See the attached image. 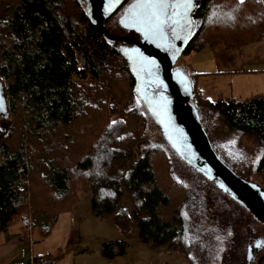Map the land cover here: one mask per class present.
<instances>
[{"label": "trees", "instance_id": "16d2710c", "mask_svg": "<svg viewBox=\"0 0 264 264\" xmlns=\"http://www.w3.org/2000/svg\"><path fill=\"white\" fill-rule=\"evenodd\" d=\"M194 20L185 54L217 39L234 49L264 34V0H199ZM106 38L90 20L86 0H0V86L7 107L0 115V231L39 227L47 237L87 191L94 216H112L127 236L160 251L182 252L198 264L189 255L188 230L202 198L193 215L187 207L191 192L193 199L199 190L172 169L177 163L169 154H178L157 122L167 149L149 139L141 120L143 108L149 110L136 92L135 76ZM112 59L122 62L119 70ZM196 74L191 79L198 109L206 105L217 112L225 132L256 139L261 145L257 171L264 170V94L209 101L197 90ZM91 97L96 105H90ZM96 114L100 121L93 123ZM131 118H137L135 131L129 130ZM139 144L144 145L140 154ZM64 155L70 157L61 161ZM174 203L168 219L161 212ZM202 230L205 223L194 241L220 264L199 242ZM127 242H104L102 254L109 260L123 254ZM48 255H34L32 264L53 263Z\"/></svg>", "mask_w": 264, "mask_h": 264}, {"label": "rangeland", "instance_id": "374dc122", "mask_svg": "<svg viewBox=\"0 0 264 264\" xmlns=\"http://www.w3.org/2000/svg\"><path fill=\"white\" fill-rule=\"evenodd\" d=\"M204 36V33H202L198 42H201ZM260 37H262V34ZM204 48L197 51L194 49L188 54H184L179 60V65H183L186 70L185 72L193 80L195 77L188 66L190 62H196L206 69L213 67L211 62L213 59L212 53L210 50H205ZM227 50L232 51L233 49ZM198 58H201V60ZM112 63L119 70L122 62H117L115 59H112ZM260 68L262 67L258 69ZM119 73L121 72L119 71ZM196 76L195 84L197 85V90L200 95L209 101H216L220 97L248 98L259 93L264 94V71H259L249 76L243 73L218 74L197 72ZM0 84H2L1 81ZM1 91L2 93L0 95L4 99V111L0 112V115L7 112L2 85ZM89 103L90 105H96L97 100L91 97ZM143 113L145 119L141 118V120L148 128L149 139L166 148V141L162 138L160 127L153 117L149 115L150 113L145 111V108H143ZM199 114L202 122L205 124L210 139L223 158L220 157L225 162L230 163V166L240 176L253 180L264 188V170L257 171V162L261 154V145L257 140L252 136L238 131L225 132L219 114L207 109L206 105H201ZM121 116L123 117L125 115L122 114ZM97 117H100V115L96 114L93 117V123L100 121V119H96ZM136 120L137 118H131L129 120V130H136ZM143 147L144 145L142 146V144L138 145L136 149L138 154H140ZM32 151L36 154L39 153L35 146L32 147ZM169 156L170 160L172 159L177 163V167H172V169L180 174L181 177L185 176L187 179H190L191 184L199 190L193 199L191 198L192 192L190 194L187 207L189 216L193 215L192 207L193 205H197V198L201 197L203 200L196 208L198 218L192 219L190 231L188 230L189 237L192 238L190 241L189 255L198 264H206L207 260L210 261L208 264H214L212 258L200 249L199 243L194 241L197 232L202 227V224L205 223V230L201 231L199 242L201 241L209 251L216 255V260L219 259L220 264H247V244L259 236H264V224L257 221L252 213L238 204L228 194L222 192L217 187L215 181L205 179L191 165L180 159L178 155L173 154L172 156L170 153ZM69 157V155H64L61 157V161H66ZM201 182L202 184H200ZM175 207L176 203L166 206L161 213L169 219L172 216L171 210ZM58 220L60 226L50 236L44 237L42 233L41 236L38 235L40 231L39 227L34 229L32 235L33 240H40L32 246L33 251L35 253L51 252V255L47 256L49 257L47 260L54 264H75V260L77 264H103L99 262L98 258V242L100 244L102 243L100 240L128 241V247L125 253L116 254L110 260L106 258L104 264H191L186 254L182 252L172 250L160 251L150 247L148 244L142 243V240L138 236L135 239L127 236L113 222L112 216L103 218L94 216L91 213V193L87 191L80 192L78 204L72 210L62 213ZM19 226L22 225H16L14 228H18ZM88 226L91 227V230L88 232V235L84 236L83 229L81 228H87ZM133 227L137 231V227ZM1 233L0 231V242L3 240ZM59 248H61V251L58 250ZM118 249L116 247L114 251ZM226 253L228 254L225 255ZM82 258H85V261Z\"/></svg>", "mask_w": 264, "mask_h": 264}, {"label": "water", "instance_id": "95a60500", "mask_svg": "<svg viewBox=\"0 0 264 264\" xmlns=\"http://www.w3.org/2000/svg\"><path fill=\"white\" fill-rule=\"evenodd\" d=\"M86 1L89 12L93 9L97 10V5L101 3V0ZM167 2L169 3V0ZM97 12L99 14V10ZM99 28L112 40H133L122 36H112L103 21H100ZM139 32L145 34L146 38V32ZM164 37L162 32L153 36V41L160 40L159 44L155 42L152 44L144 38L142 42L137 41L140 45L138 50L122 51L135 76V89L139 98L160 125L165 139L177 154L207 179L215 181L222 192L228 194L252 213L258 221L264 223V188L257 182L240 176L215 150L194 102L195 92L190 76L184 70L174 68L178 56L166 61ZM140 61L145 63L144 67L148 75L146 81L162 88L163 93L160 96L154 97L144 86L143 77L138 71ZM168 94L169 98L163 97ZM2 97L0 95V100L4 102ZM250 257L248 254V259Z\"/></svg>", "mask_w": 264, "mask_h": 264}, {"label": "flooded vegetation", "instance_id": "af4514ba", "mask_svg": "<svg viewBox=\"0 0 264 264\" xmlns=\"http://www.w3.org/2000/svg\"><path fill=\"white\" fill-rule=\"evenodd\" d=\"M87 2V1H86ZM137 0H101V3L97 5V10L88 11L90 20L92 23L99 27L100 21H103L104 26L107 31L112 36H122L133 39L132 41H123V40H112L107 37L106 39L110 40L122 53L123 50H133L139 49L140 45L137 43L142 42L145 38V34H142L144 31L147 33L146 38L148 42L159 44L160 40L153 41V34H148V31L141 25H132L129 19V13L132 10V5L135 4ZM181 0H169V4L180 3ZM193 7L187 12V20L191 21V24L186 23L184 20L180 19V16L173 15L174 10L172 8L167 9L166 23L163 27V33L165 35L163 44L165 47L164 53L166 56V61L172 60L178 56L174 68H180L184 71L185 68L183 65H179V60L185 52L194 38L196 31V23L194 20L195 11L199 5V0H192ZM98 17H100L98 19ZM151 35V36H150ZM144 62L140 61L138 63V71L143 77L144 86L154 95L158 97L163 93L161 87L154 85L151 82H147L146 78L148 77L147 71L144 67ZM164 98H169L170 95L164 96ZM248 254L250 258L248 259ZM264 236H259L250 243L247 244L246 252V261L247 264H264ZM261 259V260H260ZM260 260V261H259Z\"/></svg>", "mask_w": 264, "mask_h": 264}, {"label": "crops", "instance_id": "0c3cea01", "mask_svg": "<svg viewBox=\"0 0 264 264\" xmlns=\"http://www.w3.org/2000/svg\"><path fill=\"white\" fill-rule=\"evenodd\" d=\"M204 47L205 50L208 49L212 53L213 59L211 60V62L213 64V67L210 69H206L201 67L196 62H190L189 65L192 73H243L249 76L252 74H256L259 71H264V37L258 38L251 44L238 46L232 51H228L225 47V43L220 39L213 40L207 43ZM198 59L201 60V58ZM259 67L262 68L258 69ZM59 226L60 224L58 220V222H56V224L54 225L51 234H53V232H55L56 228H59ZM81 229H83L84 236H86L91 230V227L88 226L87 228ZM33 232L34 230H32V228L30 227H25L24 230L20 232L17 231L16 233L9 231L2 232L1 235L3 236V240L0 242V264H32V258L34 255L50 254L51 252L48 251L38 253H35L33 251L32 246L40 241L37 239H32ZM38 235L41 236L40 231L38 232ZM100 241L102 243L100 244V242H98V258L99 262L104 264V260H106V257H104V255L102 254L103 243H114L117 240ZM58 250L61 251V248H59ZM82 260L85 261V258H82ZM75 264H77L76 260Z\"/></svg>", "mask_w": 264, "mask_h": 264}, {"label": "snow or ice", "instance_id": "6c2138e0", "mask_svg": "<svg viewBox=\"0 0 264 264\" xmlns=\"http://www.w3.org/2000/svg\"><path fill=\"white\" fill-rule=\"evenodd\" d=\"M192 7V0H181L180 3L173 4H169L167 0H137L132 5L129 19L132 25H141L149 33L159 35L162 34L166 23L167 9L178 10L174 11L173 15H178L181 20L191 24V21L187 20V12ZM2 111H4L3 101L0 100V112Z\"/></svg>", "mask_w": 264, "mask_h": 264}, {"label": "built area", "instance_id": "2783aa9c", "mask_svg": "<svg viewBox=\"0 0 264 264\" xmlns=\"http://www.w3.org/2000/svg\"><path fill=\"white\" fill-rule=\"evenodd\" d=\"M262 37H264V34H262Z\"/></svg>", "mask_w": 264, "mask_h": 264}, {"label": "bare ground", "instance_id": "6f19581e", "mask_svg": "<svg viewBox=\"0 0 264 264\" xmlns=\"http://www.w3.org/2000/svg\"><path fill=\"white\" fill-rule=\"evenodd\" d=\"M253 215V214H252ZM256 219V218H255Z\"/></svg>", "mask_w": 264, "mask_h": 264}]
</instances>
